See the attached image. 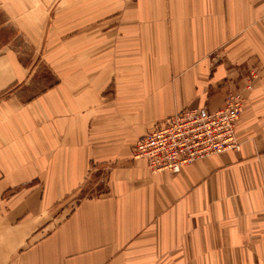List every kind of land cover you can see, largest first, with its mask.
<instances>
[{"label": "crops", "instance_id": "obj_1", "mask_svg": "<svg viewBox=\"0 0 264 264\" xmlns=\"http://www.w3.org/2000/svg\"><path fill=\"white\" fill-rule=\"evenodd\" d=\"M15 3L25 26L54 4L70 52L30 96L29 68L0 49V264H264V0H0L9 17ZM253 73L238 150L176 173L133 157ZM97 173L105 190L80 197Z\"/></svg>", "mask_w": 264, "mask_h": 264}, {"label": "built area", "instance_id": "obj_2", "mask_svg": "<svg viewBox=\"0 0 264 264\" xmlns=\"http://www.w3.org/2000/svg\"><path fill=\"white\" fill-rule=\"evenodd\" d=\"M254 77L255 73L242 89L229 90L222 106L214 111L185 108L171 115L138 138L133 157L145 159L152 170L176 173L197 159L238 150L236 124Z\"/></svg>", "mask_w": 264, "mask_h": 264}, {"label": "rangeland", "instance_id": "obj_3", "mask_svg": "<svg viewBox=\"0 0 264 264\" xmlns=\"http://www.w3.org/2000/svg\"><path fill=\"white\" fill-rule=\"evenodd\" d=\"M32 3L33 2H31L30 5H32ZM53 5H48V15L45 17L31 15L30 25L25 26L22 24V18L15 15L22 10L19 4L15 3L14 7L10 6L13 11L12 17H9L5 13L4 9H6V6L0 4V49L1 46L8 41L19 54L23 63L29 68L31 76L26 88L30 96H34L43 90L50 89L57 83V73L59 71L57 69L58 66L53 63V57L68 56L70 52L68 47L64 49L54 48V37H61L60 39L63 40L67 38L66 36L68 34L63 35L62 33L59 34L56 32L49 33V27L53 24L56 25L57 22V20L54 21V17L52 16ZM33 8H35L34 10L37 12V2L31 7V9ZM84 18V16H74L65 21L63 20L62 23L61 19H59L58 22L63 26L65 23L70 24L71 21L74 23L76 21L79 22ZM26 20H29V18H26ZM22 27L28 31L21 32ZM60 39H58V41ZM59 67H64V65H59ZM88 181L85 190L79 194L80 197L99 195L106 188L101 173H97L95 176L90 177Z\"/></svg>", "mask_w": 264, "mask_h": 264}]
</instances>
